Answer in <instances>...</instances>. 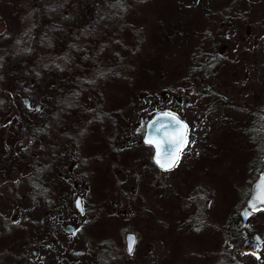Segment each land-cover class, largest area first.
<instances>
[{"label": "rangeland", "instance_id": "1", "mask_svg": "<svg viewBox=\"0 0 264 264\" xmlns=\"http://www.w3.org/2000/svg\"><path fill=\"white\" fill-rule=\"evenodd\" d=\"M40 1H43L42 6L38 5V0L32 4L30 0H0L1 74L9 60L27 58L29 35L38 28V22L50 30L43 29L42 33L51 34L49 37L57 42L50 50L67 49L59 45L65 42V37H60L69 22L64 15L74 16V9L70 10L66 0ZM80 1V8L87 11L79 18L83 21L84 17L93 18L99 26L94 24L99 31L95 32L97 37L94 33L93 36L100 45L106 44L103 50L112 51L109 58H112L113 71L117 73L116 68L121 66L120 72H129L125 71V64L136 63V73L141 74H135L136 81H130L127 88L123 86L125 83L120 88L117 80L108 85V104L114 107L125 101L133 104L131 102L122 113L123 118L122 114L119 117V112H113L102 134L100 129L82 134L83 130L76 132V127L71 128L70 137H76L77 144L61 152L66 153L63 162L57 158L54 170L62 174L50 181L55 191L47 192L50 202L44 209L39 207L38 200L33 198L36 194H31L30 188L39 176L53 170L51 164L55 161L49 155L32 160L36 145L27 143L29 132L23 129L25 123L22 129L13 131V136H8L5 148L1 142L6 129L0 116V175L9 173L13 178L33 165L27 182L23 180L13 188V196L20 199H11L9 203L6 200V205L0 203V215L8 217L12 212L11 229L22 228L27 232L35 229L36 223L53 218V225L59 230L56 253L61 257L60 264H75L74 256L78 255L88 259V264L221 263L219 254L224 249L223 241L230 236V229L222 227L228 223L227 218L245 204L252 183L248 169L253 162L250 160L246 167L247 156L251 155L241 153L231 136L219 132L225 117H240L243 105L264 91V0H166V4H155L156 0H127L122 10L115 9L116 4L111 5V0ZM31 5L35 12H29ZM37 6L45 10L44 15L36 14ZM120 22L125 25L119 27ZM158 23L163 29L155 28ZM125 26H129L127 30ZM200 29L201 42L205 40L204 33L210 31L211 42L217 43L215 55H219V64L211 69L199 70L203 58L195 66L194 62L192 66L187 63L188 58L198 55L201 44L194 35ZM209 53L213 55L214 51ZM117 54L119 62L115 58ZM125 55H130L129 60L133 61L126 60ZM39 61L46 63V54H41ZM65 66L61 61V70L66 69ZM133 92L138 95L131 98ZM213 92L217 95L216 102L206 97ZM20 93L30 98L21 90ZM31 102L36 101L31 98ZM165 108L177 113L188 126L189 140L175 170L166 173L157 169L151 161V148L140 141L145 119ZM19 109L24 110L23 104H18ZM73 109L68 102L57 100L52 115L65 123L71 119L69 113ZM22 115L30 119L32 113ZM92 134L95 142L103 139L106 144L110 154L106 161L90 155L89 150L95 143L89 141ZM81 135L86 138L82 139ZM19 142H23L20 147ZM241 142L245 148L242 139ZM14 147H18L19 155L30 157L31 162L28 159L20 162L21 156L11 155L9 151ZM258 147L261 148L260 143ZM107 167L111 169L109 174L105 171ZM6 191L0 188V195H5ZM76 194L83 196L84 206L92 210L94 222L91 214L80 218L75 213L76 217H72ZM31 202L36 203V210L31 208ZM263 217L259 213L249 219L251 233L256 228L261 232ZM28 218L29 223L22 221ZM69 219L76 222L78 232H65L64 223ZM58 223H61L60 228ZM127 230L137 235L132 257L125 253L123 245ZM27 242L26 236L13 238L7 255H0V264H27L31 249L25 250ZM227 245L236 244L228 242ZM32 246L37 249L38 258L44 259V264H57L37 243ZM239 248V253L243 254L242 244Z\"/></svg>", "mask_w": 264, "mask_h": 264}, {"label": "trees", "instance_id": "2", "mask_svg": "<svg viewBox=\"0 0 264 264\" xmlns=\"http://www.w3.org/2000/svg\"><path fill=\"white\" fill-rule=\"evenodd\" d=\"M33 1L34 0H30V4L35 3ZM92 1L93 0H82L84 3ZM231 1L233 2L234 0ZM38 2V5L42 6L41 2L43 1L38 0ZM80 2V0H66V4L70 7V10L72 8L74 9L72 10V14L75 13L74 16L70 14L64 15V18L68 19L69 22L66 23L65 28L67 30H65L60 37V39H64L65 37V42L59 45H65L67 47L66 50L61 52L59 48H57L58 50L56 51L54 49L50 50L49 47L55 46L57 42L52 37H49L51 34L48 36L42 33L41 30L43 29L47 30L45 32H49L50 30H48V28H43V25L38 22V28L34 29L29 35L27 58L24 60L17 57L15 60H9L4 67L3 73L1 74L0 72V85L2 87V91L0 92V116L3 118L2 123L4 122V129H6L1 143L6 148V142L9 140L8 136L10 134L13 136V131L15 129H22L25 123L26 128L24 127L23 129L25 133L29 132L27 135L28 139H32V142L36 145V154L32 160H36V156L49 155L55 161V163L51 164V166H54L51 167L53 170L42 175L44 178L50 173L51 178H53L57 158L59 157L63 162V156L66 154L61 152L68 146H76V137L75 139L70 137L73 133L71 128L76 127V132L83 130L82 134L89 130H96V132H98V129H100L102 134L105 128H107V121L111 119L110 115H112L113 112H119L120 117L123 112L128 110L127 108L131 106L130 104L132 101H128L127 103L125 101L119 105L117 104L115 107L114 104L109 105L107 102L108 94L106 88L108 85L110 87L116 80L118 83L120 82V88L123 86L127 88L130 81H136L135 74H139L136 73V63L126 62L127 64L125 65L127 69L125 71L129 72H120L121 66L116 68L118 69L117 73L113 71V64L111 63L112 58H109V56L112 55V51L103 50L106 44L100 45L96 38L97 34L95 32L99 30L94 28V24L97 28L99 26L95 23L93 18L88 20L84 17V21L79 18V16L87 11V8H80ZM125 2H127V0H111L110 4H116L114 8L122 10V8H125L122 6ZM159 2L163 4L167 3L166 0L154 1L155 4ZM32 10L35 12L33 6L29 12ZM44 13L45 10L37 6L36 14L44 15ZM124 25L123 22H120L119 27ZM157 26L163 29L160 23L155 25V28ZM127 27L129 26H125V30H127ZM118 30H120V28ZM201 31L200 29L195 33L196 35H194L199 40V37L203 36ZM93 33L96 37L93 36ZM205 33V40L202 42L200 40L199 42L201 47H199L197 51L198 55L191 59L188 58L187 60V63L190 65L194 62L192 65L195 66L198 61L201 62L203 58L204 61L200 63L199 70L211 69L217 66L219 64V60L217 59H220L219 55H215L217 43L213 44L211 42L213 39L211 32ZM195 44L197 50L198 45L197 43ZM206 44L208 47L203 48L202 45ZM75 45V48L72 47ZM42 50L47 57L46 63H40L39 61L41 54L43 55V53L40 54ZM210 50L214 51L213 55H210ZM215 56L216 59H213ZM115 58L119 62V54L115 55ZM125 59L129 60L130 55H125ZM61 61H64V64H66V69L61 70ZM222 62L223 61L220 63ZM38 63L43 64V66ZM143 71L149 74L146 67H143ZM123 83L125 84L122 86ZM20 90L22 94L25 93L30 97L29 100L33 108L27 109L23 106L24 110L22 112L21 109L17 110L18 104H22L21 99L24 97L21 95ZM136 92H133L131 98L138 95ZM206 97L216 102L217 95L214 92L208 93ZM31 98L36 101L35 104L31 102ZM219 99L223 101L220 96ZM57 100L68 102L74 106V109L69 113L71 119L68 118L69 120H66L65 123L61 122L58 117L52 115L53 105ZM36 105H39V109L35 108ZM240 110H242V115H240V117L236 118V116H230L223 119V128L220 130L219 134L231 136L236 141V149L240 148L239 150L241 153L246 152L251 155L247 156L245 166H249V161L252 160L253 164L250 166L251 169L249 167L248 173H250L249 181H253L259 171L264 167V91H260L257 96L253 97L251 102L244 104ZM27 112L32 113L30 119L22 115V113ZM123 115L124 114H122V118ZM27 123H29L28 126ZM79 129L80 131H78ZM82 136L83 135L80 136L82 139L86 138ZM241 139L245 144V148H242ZM89 141H94L93 134ZM102 141L103 139L99 142L94 141L95 143H92L93 147L89 150V153L91 156L96 157L95 159L106 161L110 158V154L106 144ZM259 143L261 148L258 147ZM58 146L60 147L59 150L57 149ZM17 150L18 148L14 147L9 153L15 157L21 156L18 154ZM251 151L253 154H251ZM27 159L29 160L28 162H31L30 157H23L22 155L20 162H26ZM245 170L247 172V169ZM107 171V174H109L111 169L107 167ZM37 181L36 184L42 181L41 176L38 177ZM36 184L33 185V188H30V191L36 189ZM45 206H47V202H45ZM257 215L258 214L254 215V217ZM227 221L228 223L222 228H229L230 233H228V235L230 236L223 241L224 249L220 251L219 261H221V263L219 264H255L254 261L256 260L254 257L252 258L251 255L246 253H239V247L242 244L239 211H235L231 217L227 218ZM260 230L264 231V226ZM29 233L30 232L22 228L13 229L12 239L19 236L23 237ZM228 242H233L236 245L232 247H229V245L226 246Z\"/></svg>", "mask_w": 264, "mask_h": 264}, {"label": "flooded vegetation", "instance_id": "3", "mask_svg": "<svg viewBox=\"0 0 264 264\" xmlns=\"http://www.w3.org/2000/svg\"><path fill=\"white\" fill-rule=\"evenodd\" d=\"M172 111L173 110H171V109L165 108V109L155 111L154 113L172 112ZM27 167H28V169H27ZM27 167H26V169H23V173L20 172L18 174L13 175L14 176L13 178L11 177L12 175H9V173L8 174L2 173L0 175L1 176L0 177V188L7 190L5 195H0V203H2V205L8 204L11 199H20V197L13 196L14 193L12 190L17 183H19L23 180H25V182H27V176H28V173L30 172V170L32 169V166L28 165ZM105 171L108 173L107 169H105ZM58 175H59V171L57 169L54 172L53 178H51L50 174H48L46 178H44L41 175L42 181H39V184H36L38 182L37 180L35 181L34 184H36L35 185L36 189H33V191H31L30 193L36 194L33 196V198H36L38 200L40 208H42V209L47 208L48 203L50 202V198H49L50 195L47 196V192L54 193V191H55V185L50 186L49 184H50V181L55 180V178H57ZM36 192H38V193H36ZM40 193H43V196H40ZM76 196H79L82 199V202L84 201L83 196L81 194H76L74 196V198ZM54 198H55V196H54ZM6 200L8 201V203H6ZM45 202H47V206H45ZM54 202H55V199H54ZM35 204H36L35 202H31V208H34L36 210V208H38V207L35 206ZM83 207H84L85 212H87L88 214L92 213V210H88V208L86 206H84V203H83ZM8 209H9V207L7 208V210ZM75 213H76V211L73 210L72 215H74V216H72L70 214V217L71 216L76 217ZM31 214L32 213L30 212V215ZM7 215H8V217H6V216L2 217L0 215L1 216L0 217V241H4L0 245V255L2 257L7 255V251L11 247L12 240H13L12 239V236H13L12 235V229H11V224H10V221L13 219L12 218L13 213L11 212L10 214L8 213ZM55 216H58V214L56 213ZM79 217L81 218L82 216H79ZM70 219L65 221L64 226L71 224L74 228V231L72 233L78 232V230L75 229V227L77 226L76 222L71 221ZM22 221H24V223H29L31 221V219L28 218L27 220H22ZM53 222L55 223L53 218L44 219L43 223H41V224L36 223L37 227L35 229H31V232L28 235H25L28 238V242L26 243L25 250L28 251V249L31 248L29 257L27 258V264H44V259L38 258V251L34 246H32L33 244L35 245V243H37V247L40 248V250H43L44 253H46V255H48V256L51 255L52 257H54V262H56L57 264L61 263V257L59 254L56 253L57 252V242H58L59 230L55 228V226L53 225L54 224ZM59 226H61V223L60 224L58 223V228H60ZM53 227H54V230H53ZM22 238H24V236ZM259 251H260V253H264V245H263V248ZM32 258H34V259H32ZM88 263H90L88 259H84V258L75 259V264H88Z\"/></svg>", "mask_w": 264, "mask_h": 264}, {"label": "water", "instance_id": "4", "mask_svg": "<svg viewBox=\"0 0 264 264\" xmlns=\"http://www.w3.org/2000/svg\"><path fill=\"white\" fill-rule=\"evenodd\" d=\"M23 101H24V103L27 106H29V101L27 99H24ZM168 123H169V120H168V118H166V117L163 116V113H159V114L154 115L146 123L145 133H144V136H143V142L146 143L145 141L148 140V139H153V140H156V141H163L164 140V132H166V131L167 132H173V131H175L174 126H171L170 125L167 128H161V130L159 132H157L156 129L157 128H160V126L162 124H168ZM172 149H173V146L172 145L167 144V143H162L161 156L163 157L164 155L169 154L172 151ZM155 154H156V149H155V146H154V154H153V161L154 162H155ZM157 166L159 167V165H157ZM257 195H264V168L259 172L258 176L255 178V180L251 184L250 194H249V196H248V198H247L244 206L242 207V209L240 211V215H241V225L243 227H247L248 226L247 219L253 213L258 212V211H261V210H264V204H260L258 202L256 203V208L257 209H260V210L252 211V209L249 208V204L253 202V200L255 199V197ZM77 200L80 201V199L79 198H76V200H75V207L76 208H77V206H76V201ZM77 209L79 211H81V208H77ZM246 211L249 213V215H247V216H245V212ZM66 229L68 231H72L73 226L72 225H67L66 226ZM244 233L245 232L243 231V234ZM124 242H125L126 252L128 254H131L133 252V250H134V246H135V243H136V235L133 232H127L125 234V236H124ZM263 242H264V237H261L258 234H253L252 236H250V237H248V238L245 239L244 244H243V247L244 248H252L254 250L255 249H260L262 247V243ZM129 244L132 245V252L131 253H129V251H128Z\"/></svg>", "mask_w": 264, "mask_h": 264}, {"label": "snow or ice", "instance_id": "5", "mask_svg": "<svg viewBox=\"0 0 264 264\" xmlns=\"http://www.w3.org/2000/svg\"><path fill=\"white\" fill-rule=\"evenodd\" d=\"M163 116L168 118L169 123L168 124H162L160 128H157L156 131L159 132L161 128H167L170 125L174 126L175 131L173 132H164V140L163 141H156L153 139H148L145 142L150 145H154L156 149L155 154V162L161 169L164 170H170L174 168L179 160H180V154L183 152L184 148L189 144L188 136H187V125L181 122L175 115H173L170 112L163 113ZM162 143H167L173 146L172 151L161 156L162 151ZM264 204V195H257L252 203L249 204V208L252 209V211H257L260 209L256 208V203ZM77 208H81V201H76ZM81 211L83 209L81 208ZM249 215V213L246 211L245 216ZM129 253L132 252V245L129 244L128 247Z\"/></svg>", "mask_w": 264, "mask_h": 264}]
</instances>
